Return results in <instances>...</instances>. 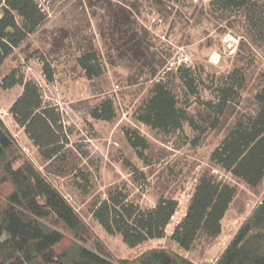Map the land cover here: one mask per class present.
Segmentation results:
<instances>
[{"label":"trees","instance_id":"obj_1","mask_svg":"<svg viewBox=\"0 0 264 264\" xmlns=\"http://www.w3.org/2000/svg\"><path fill=\"white\" fill-rule=\"evenodd\" d=\"M0 4L1 69L49 22V13L39 0H0ZM210 7L220 19L244 29L253 41L264 42V0H210ZM79 48L77 62L87 77L102 76L103 60L94 42L84 41ZM26 60H37L45 80L54 83L55 72L47 53L34 50ZM25 65L20 63L1 74V90L23 88L9 114L45 163L60 168L61 174L73 175L78 188L90 194V173L65 166L70 128L61 109L46 99L42 85L27 73ZM249 73L248 67L236 66L217 75L181 63L153 81L135 110V118L166 134L183 131L187 123L196 145L208 133L224 129L211 152L212 163L258 187L264 181V71L254 95L255 109L233 110L242 102ZM90 115L113 121L117 116L114 99L100 98ZM124 133L137 156L151 164L148 138L130 126ZM132 168L146 179L143 171ZM237 191L234 184L203 171L169 240L184 251L213 242L223 232V220ZM179 208L175 196L161 194L153 206H144L116 186L106 197H95L89 210L109 235H119L128 248L137 249L167 238ZM0 264L199 263L167 245L149 247L132 258L115 257L58 187L25 155L0 116ZM213 264H264V194Z\"/></svg>","mask_w":264,"mask_h":264},{"label":"rangeland","instance_id":"obj_2","mask_svg":"<svg viewBox=\"0 0 264 264\" xmlns=\"http://www.w3.org/2000/svg\"><path fill=\"white\" fill-rule=\"evenodd\" d=\"M39 2L49 13V22L7 60L0 69V79L10 68L26 64L27 73L42 85L46 99L61 109L70 128L65 166L68 169L77 166L90 173L91 193L79 189L73 175L61 174L60 168L45 163L14 122L9 108L21 94L22 86L0 89V116L19 146L115 257L132 258L149 247L167 245L196 263L213 264L261 201L264 181L258 187H251L212 163L211 152L223 137L224 129L208 133L196 145L191 141L195 135L187 123L183 131L166 134L141 124L134 113L153 81L181 63L200 66L217 75L236 66L248 67L250 77L242 91V102L233 106V110H254V95L264 71V42L253 41L240 26L220 19L213 13L210 0ZM84 41H93L103 60L104 73L98 78L89 79L77 62L79 45ZM34 50L50 57L54 83L45 80L37 60L27 62L26 55ZM105 96H111L117 108V116L110 122L90 115L93 105ZM127 126L148 138L151 164L140 159L128 143L124 133ZM133 166L143 171L146 179L134 172ZM203 171L234 184L238 191L223 220L222 234L211 243L184 251L169 240V235L184 215ZM116 186L144 206H153L161 194L178 198L180 208L168 227V237L130 249L119 235H109L93 219L89 208L95 197H106L108 190Z\"/></svg>","mask_w":264,"mask_h":264}]
</instances>
